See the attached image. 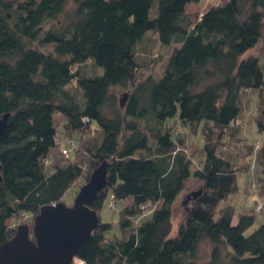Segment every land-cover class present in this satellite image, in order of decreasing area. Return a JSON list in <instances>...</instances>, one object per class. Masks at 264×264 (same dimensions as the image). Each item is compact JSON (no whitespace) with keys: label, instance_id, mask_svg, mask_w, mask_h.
Masks as SVG:
<instances>
[{"label":"trees","instance_id":"16d2710c","mask_svg":"<svg viewBox=\"0 0 264 264\" xmlns=\"http://www.w3.org/2000/svg\"><path fill=\"white\" fill-rule=\"evenodd\" d=\"M198 1L0 0V115L10 113L0 139V244L22 216L62 201L105 162L90 207L99 217L107 197L130 202L119 211V236L99 218L75 255L83 264H195L203 240L209 264L223 250L226 264H264V224L247 232L264 201L236 220L229 201L236 174L255 163L261 175L251 186L264 193V143H246L239 124L256 91L264 129L263 62L247 53L260 42L264 54V0H216L196 19L186 5ZM149 34L172 45L159 77L138 74L135 47ZM115 88L129 91L123 106ZM56 113L64 135L77 134L68 156L58 151ZM199 127L195 164L182 138ZM190 177L201 185L174 225Z\"/></svg>","mask_w":264,"mask_h":264},{"label":"rangeland","instance_id":"374dc122","mask_svg":"<svg viewBox=\"0 0 264 264\" xmlns=\"http://www.w3.org/2000/svg\"><path fill=\"white\" fill-rule=\"evenodd\" d=\"M215 1L216 0L205 2V0H200L198 2V5L201 8L202 7L207 8L210 5H212ZM195 6L196 4H194L193 2L188 3L186 5V9L187 11L196 10ZM155 12H156V5H154L153 8L151 9L150 15L154 14ZM195 14H193L194 18L196 16ZM49 25L50 24L48 23L46 27H48ZM171 49H172V45L170 46L162 45L154 34H149V36H147L146 39H144L142 42H139L135 47V51L139 63V67H138L139 76L151 75L153 77H159L163 72L164 65L166 63V60L168 58ZM247 53L257 54L260 58V61L263 62L262 66L264 67V54L262 53L260 42ZM88 67H90L88 69L89 71H91V73H94L95 71L99 73L100 71H102L101 68H99L98 70L94 69L90 63ZM114 91L116 92L117 98L122 97L124 94L128 95L129 93L128 89H122V88H115ZM244 97H246L245 94ZM257 106H258V94L255 91L253 94H250L247 101V105L245 106L246 108L243 110L242 120L239 121V124H241L242 125L241 127H243L241 136L246 141V143L250 145H254L256 141H259L262 144L264 143V129L259 130L255 120L257 116V111H256ZM55 120H56L57 132L59 133V137L57 139L58 149H59L58 151L59 152L61 151L62 154L68 156L79 145V142L77 140L78 138L76 137L77 134L73 133V135H69V134L64 135L65 133L64 131L66 130L65 129L63 130L62 128L63 117L59 113L55 114ZM183 131H184L183 132L184 135L182 140L184 141V149L186 150V153L190 157H192V160L196 164V162L198 163V161L201 159V153L199 152L198 149V147L200 148L203 143L201 128L199 127V129L197 130L196 133H194V135H192L191 132L188 131L187 129H184ZM90 135L91 132L90 133L87 132L84 136V139L85 138L89 139L91 137ZM197 140H198V146H197ZM260 175H261V171L258 163H255V165L252 167L250 171L247 172L241 171L236 174L237 191L231 195V198L229 200L235 206L234 220L237 219L238 212L242 210H247V211L252 210L255 203L264 201V193H260L259 185L255 183L256 185L255 190H253L252 189L253 187L251 186V184L257 182V179ZM86 181L87 180H85L83 176L80 177L72 185V187L66 192V194L62 198V201L67 205H71L79 188ZM200 185L201 182L194 177H190L186 181L185 189L180 193V195H178L173 205L172 219L174 225L177 224V222H179L183 218L186 208L189 206V202H184L185 195L192 190H197L200 187ZM109 201L110 203H108V197H107L104 201L103 206L100 209L99 218L102 222H109L111 224V227L107 232L109 236L112 237L119 236L120 235V228L118 224L119 211L122 208L123 204L130 202V199H125L123 201L120 200L113 201V199H110ZM255 211H259V209L255 208ZM254 218H255L254 224L250 229L247 230V232L252 231L260 224H264V214H262V212L261 213L254 212ZM19 223L27 224L31 228L33 224V217L30 218L29 215H24L19 219ZM210 250H211L210 243L206 240H203L199 244L197 251V259L195 264H209ZM227 258L228 257L226 256V251L223 250L221 252L220 260L218 261L217 264H226ZM76 262L78 263V261Z\"/></svg>","mask_w":264,"mask_h":264},{"label":"water","instance_id":"95a60500","mask_svg":"<svg viewBox=\"0 0 264 264\" xmlns=\"http://www.w3.org/2000/svg\"><path fill=\"white\" fill-rule=\"evenodd\" d=\"M126 96L119 98L120 106ZM9 115H0V139ZM106 166L102 162L91 172L71 205L63 201L44 205L33 217L31 228L19 224L16 233L0 244V264H73L76 253L98 223V214L90 204L106 183Z\"/></svg>","mask_w":264,"mask_h":264},{"label":"crops","instance_id":"0c3cea01","mask_svg":"<svg viewBox=\"0 0 264 264\" xmlns=\"http://www.w3.org/2000/svg\"><path fill=\"white\" fill-rule=\"evenodd\" d=\"M207 1L210 2L211 0H205V2H207ZM198 2H199V1H198ZM198 2H195V3H194V4H196V6H195V7H196V8H195L196 10H192V11L189 10V11H188V12H190V13H192V14L197 13V14H195V15H196V16H195L196 19H198V18L200 17L202 11L205 9V7H202V8H201V7L198 5Z\"/></svg>","mask_w":264,"mask_h":264},{"label":"built area","instance_id":"2783aa9c","mask_svg":"<svg viewBox=\"0 0 264 264\" xmlns=\"http://www.w3.org/2000/svg\"><path fill=\"white\" fill-rule=\"evenodd\" d=\"M84 120L86 121L87 118H85ZM140 207L143 208L144 206L141 205ZM257 208H258V209H261V206H257ZM75 259H76V260H75ZM76 261H78V263H77ZM76 263H77V264H83V260H82V259H79V258H77V257H75V258H74V261H73V264H76Z\"/></svg>","mask_w":264,"mask_h":264},{"label":"bare ground","instance_id":"6f19581e","mask_svg":"<svg viewBox=\"0 0 264 264\" xmlns=\"http://www.w3.org/2000/svg\"><path fill=\"white\" fill-rule=\"evenodd\" d=\"M264 205H261V208L263 209L264 207H263Z\"/></svg>","mask_w":264,"mask_h":264}]
</instances>
